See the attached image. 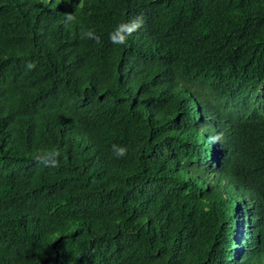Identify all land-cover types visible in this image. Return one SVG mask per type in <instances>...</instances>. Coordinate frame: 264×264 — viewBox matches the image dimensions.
<instances>
[{
  "label": "trees",
  "instance_id": "obj_1",
  "mask_svg": "<svg viewBox=\"0 0 264 264\" xmlns=\"http://www.w3.org/2000/svg\"><path fill=\"white\" fill-rule=\"evenodd\" d=\"M0 264H264V0H0Z\"/></svg>",
  "mask_w": 264,
  "mask_h": 264
},
{
  "label": "clouds",
  "instance_id": "obj_2",
  "mask_svg": "<svg viewBox=\"0 0 264 264\" xmlns=\"http://www.w3.org/2000/svg\"><path fill=\"white\" fill-rule=\"evenodd\" d=\"M139 20V18H137ZM142 23V21H140ZM130 34V33H129ZM220 151V147L215 146L213 143L208 144V152L217 154ZM126 152V149H120V155H123ZM56 155L59 156L58 150L56 151ZM36 160L38 163H43V158L41 156H37Z\"/></svg>",
  "mask_w": 264,
  "mask_h": 264
}]
</instances>
